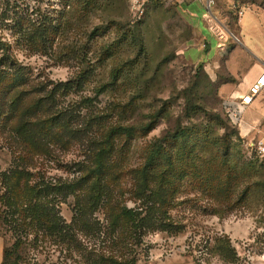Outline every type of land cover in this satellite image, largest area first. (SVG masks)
I'll return each instance as SVG.
<instances>
[{"label":"rangeland","instance_id":"rangeland-1","mask_svg":"<svg viewBox=\"0 0 264 264\" xmlns=\"http://www.w3.org/2000/svg\"><path fill=\"white\" fill-rule=\"evenodd\" d=\"M177 5L0 0V196L4 174L16 168L32 183L75 186L55 202L61 222L74 224L72 241L29 235L15 260L17 234L0 221L6 264H264V156L255 148L264 140L228 122L221 91L233 80L232 51L233 69L253 59L237 34L238 9L246 21L252 12L264 18V0L213 6L239 41L229 37L221 54L208 37L209 55ZM181 130L185 139L175 142ZM157 149L150 183L177 192L160 199H173L167 216L148 213L154 224L139 230L146 202L134 192ZM100 154L111 192L96 209L89 173ZM79 207L86 217H76ZM124 207L142 216L128 221Z\"/></svg>","mask_w":264,"mask_h":264},{"label":"trees","instance_id":"trees-1","mask_svg":"<svg viewBox=\"0 0 264 264\" xmlns=\"http://www.w3.org/2000/svg\"><path fill=\"white\" fill-rule=\"evenodd\" d=\"M148 131L153 129V126L149 125L147 127ZM130 129L122 128L121 132H129ZM185 139V131L181 130L174 137L175 142L183 143ZM184 143H187L186 141ZM162 153L160 150H154L151 155H149L145 168L140 172V187L135 191L137 198H141L146 202V208L142 212H147V216H143L139 219V230L152 227L154 224L153 217L148 216V213L154 214L155 212H160L163 216H167L168 210L170 208L173 199L163 200L160 202V199L164 196L173 197L177 192L176 189H170L165 186L156 187L150 183V177L153 173V165L158 161V157H161ZM103 155H98L96 163L99 165L92 169L89 173V176L94 177L93 185L91 190H95L94 195L92 196V207L99 208L102 204L103 197L108 196V174L104 170V165L102 164ZM169 165L172 164V159H168ZM30 172L18 168L13 169L10 173L4 174V193L0 196V202L5 207V210L0 213V221L4 223H10L14 232L17 234V241L15 243L16 251L15 260L19 258V250H24L25 238L29 235H34V241L37 243L40 236L50 235L55 238L61 239L63 243L67 241L70 243L73 239L74 224L66 225L61 222V219L58 215L57 207L55 202L57 196L63 195L65 190L69 194L71 191L75 193L73 187L74 185H66L64 187H59L56 185H49L46 183H32L30 178L32 177ZM15 179L16 181H13ZM82 181V180H81ZM69 190V191H68ZM111 192V191H110ZM95 194L97 195L95 197ZM52 196V198H50ZM161 203V208L156 209V201ZM172 200V201H171ZM142 212L138 214L135 211L124 207L120 209L119 216H122L128 221L134 222V217L136 215L142 216ZM85 207L77 209L76 217L81 218L86 217ZM161 214H159L161 216ZM174 224L170 222L162 223L160 228L162 231L167 229H172ZM70 240V241H69ZM219 240V239H218ZM67 243V244H68ZM219 244V241H216ZM69 246V244H68ZM217 249L220 250V247L217 246ZM8 258V249L4 248V260L2 264H6ZM112 263L119 264L118 260L112 259Z\"/></svg>","mask_w":264,"mask_h":264},{"label":"crops","instance_id":"crops-1","mask_svg":"<svg viewBox=\"0 0 264 264\" xmlns=\"http://www.w3.org/2000/svg\"><path fill=\"white\" fill-rule=\"evenodd\" d=\"M208 0H176L178 4V10L189 19L192 26L199 31V35L205 40L207 39V43H209L210 48L208 51V55L211 52L212 42L208 37H212L213 42L218 43V41L213 37V35L208 31L207 25L203 20V15L206 12ZM223 3V0H214V6H219V4ZM246 14V13H245ZM245 14L239 19L238 23V31L237 34L245 45L248 44V49L250 51V56L252 59L250 60L251 64H248L246 67L241 64H237L233 69L231 68L232 62L228 61V68L231 72V76L233 78L232 82L223 85L221 87V91L227 92L230 95L240 96L245 94L250 85L254 83L263 73H264V55H255V52L261 53V47H264V18L259 17L255 12H252L251 19L244 20ZM246 43V44H245ZM248 49H246L248 51ZM218 52V51H217ZM254 52V53H253ZM259 54V53H258ZM200 55H204V52L200 53ZM239 85V86H238ZM228 96V97H229ZM242 137L247 138H259L260 140H264V91L254 100L253 104L246 110L243 122L241 127L239 128ZM254 140V139H252ZM250 144V143H249ZM4 248L5 243L3 238L0 237V264L3 263L4 260Z\"/></svg>","mask_w":264,"mask_h":264},{"label":"built area","instance_id":"built-area-1","mask_svg":"<svg viewBox=\"0 0 264 264\" xmlns=\"http://www.w3.org/2000/svg\"><path fill=\"white\" fill-rule=\"evenodd\" d=\"M214 0L207 1L206 12L203 15V20L207 25L208 30L215 39L218 41L217 50L221 54H225L229 50V41H239L230 30H228L221 18L214 13L213 10ZM239 16L242 17L245 12V7H239ZM230 37V39H229ZM264 91V73L250 85L248 91L240 96L230 95L223 99L222 110L228 122L236 127L240 128L243 122V117L246 110L253 104L254 100ZM257 153L260 156H264V141H258L255 145Z\"/></svg>","mask_w":264,"mask_h":264}]
</instances>
